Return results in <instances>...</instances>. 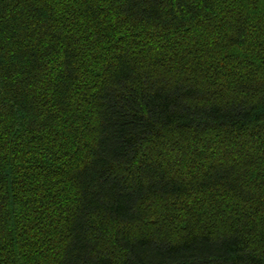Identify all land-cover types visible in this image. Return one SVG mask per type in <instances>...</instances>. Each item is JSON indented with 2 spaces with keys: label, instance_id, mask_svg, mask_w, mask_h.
Returning a JSON list of instances; mask_svg holds the SVG:
<instances>
[{
  "label": "trees",
  "instance_id": "trees-1",
  "mask_svg": "<svg viewBox=\"0 0 264 264\" xmlns=\"http://www.w3.org/2000/svg\"><path fill=\"white\" fill-rule=\"evenodd\" d=\"M0 264H264V0H0Z\"/></svg>",
  "mask_w": 264,
  "mask_h": 264
}]
</instances>
